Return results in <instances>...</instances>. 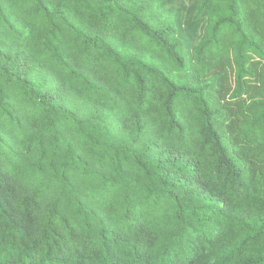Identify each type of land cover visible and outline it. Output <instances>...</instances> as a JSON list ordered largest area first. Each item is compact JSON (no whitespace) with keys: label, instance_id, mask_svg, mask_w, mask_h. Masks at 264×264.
<instances>
[{"label":"trees","instance_id":"16d2710c","mask_svg":"<svg viewBox=\"0 0 264 264\" xmlns=\"http://www.w3.org/2000/svg\"><path fill=\"white\" fill-rule=\"evenodd\" d=\"M0 264H264V0H0Z\"/></svg>","mask_w":264,"mask_h":264}]
</instances>
